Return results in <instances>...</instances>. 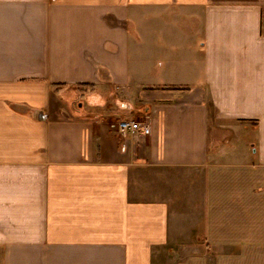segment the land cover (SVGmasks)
Listing matches in <instances>:
<instances>
[{
  "label": "crops",
  "instance_id": "1",
  "mask_svg": "<svg viewBox=\"0 0 264 264\" xmlns=\"http://www.w3.org/2000/svg\"><path fill=\"white\" fill-rule=\"evenodd\" d=\"M0 264H264V0H0Z\"/></svg>",
  "mask_w": 264,
  "mask_h": 264
},
{
  "label": "rangeland",
  "instance_id": "2",
  "mask_svg": "<svg viewBox=\"0 0 264 264\" xmlns=\"http://www.w3.org/2000/svg\"><path fill=\"white\" fill-rule=\"evenodd\" d=\"M111 90V89H109ZM112 92V91H111ZM111 92H107V96H105L106 98V101H105V104L101 109H88L87 105H86V102L85 100L83 99V95H80L76 101L72 104V107H73V110L75 111H79V113H83V108L86 107L87 110H90L89 112L90 113H93V114H107V113H113V111H115V109H117V104H118V94L115 93V100H114V97L112 98H107V97H110V93ZM117 97V98H116ZM122 110V109H121ZM122 114V113H121ZM125 116V114H123V117ZM134 121H136L134 119ZM138 122V121H136Z\"/></svg>",
  "mask_w": 264,
  "mask_h": 264
},
{
  "label": "built area",
  "instance_id": "3",
  "mask_svg": "<svg viewBox=\"0 0 264 264\" xmlns=\"http://www.w3.org/2000/svg\"><path fill=\"white\" fill-rule=\"evenodd\" d=\"M116 128L123 135L136 134L141 130L142 124L130 118H123L117 121Z\"/></svg>",
  "mask_w": 264,
  "mask_h": 264
}]
</instances>
